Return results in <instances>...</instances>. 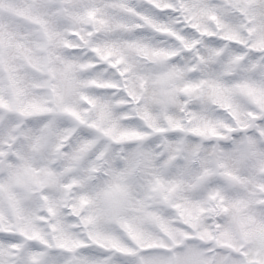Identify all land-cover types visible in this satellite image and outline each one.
I'll list each match as a JSON object with an SVG mask.
<instances>
[{
  "label": "snow or ice",
  "instance_id": "snow-or-ice-1",
  "mask_svg": "<svg viewBox=\"0 0 264 264\" xmlns=\"http://www.w3.org/2000/svg\"><path fill=\"white\" fill-rule=\"evenodd\" d=\"M0 264H264V0H0Z\"/></svg>",
  "mask_w": 264,
  "mask_h": 264
}]
</instances>
